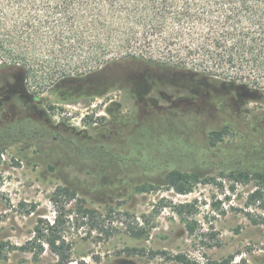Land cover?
Returning a JSON list of instances; mask_svg holds the SVG:
<instances>
[{
	"label": "trees",
	"instance_id": "16d2710c",
	"mask_svg": "<svg viewBox=\"0 0 264 264\" xmlns=\"http://www.w3.org/2000/svg\"><path fill=\"white\" fill-rule=\"evenodd\" d=\"M141 48L157 55L131 51ZM109 50L147 82L131 98V115L110 120L97 136L57 139L24 117L0 126V154L47 137L88 165L100 185L128 182L140 193L168 187L184 194L215 173L264 183V141L220 143L251 134L248 122L229 116L264 102V0H0V70H17L25 82L35 73L55 87L101 76L109 61L118 64L105 59ZM86 197L73 184L57 188L54 218L39 214L24 249L45 243L58 264H70L65 224L90 219Z\"/></svg>",
	"mask_w": 264,
	"mask_h": 264
},
{
	"label": "rangeland",
	"instance_id": "374dc122",
	"mask_svg": "<svg viewBox=\"0 0 264 264\" xmlns=\"http://www.w3.org/2000/svg\"><path fill=\"white\" fill-rule=\"evenodd\" d=\"M131 51L157 55L147 48ZM104 56L118 64L109 61L101 76L57 87L38 73L25 82L17 70H0V126L26 117L52 128L56 139L93 137L110 120L131 115V98L147 82L122 61L121 52ZM149 104L156 107L153 99ZM247 109L229 117L248 122L252 133L227 135L222 145L264 141V102H251ZM36 143H15L0 154V264H58L45 243L24 248L39 214L54 218L50 197L66 184L89 193L85 207L92 211L89 220L74 224L71 218L72 225L65 224L70 264H264V183L215 173L184 194L168 187L140 193L128 182L100 185L88 165L55 150L47 137Z\"/></svg>",
	"mask_w": 264,
	"mask_h": 264
}]
</instances>
